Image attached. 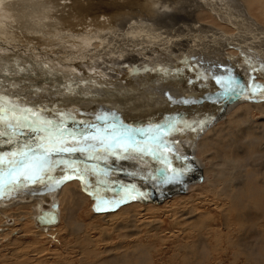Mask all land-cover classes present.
I'll return each mask as SVG.
<instances>
[{"label":"rangeland","instance_id":"374dc122","mask_svg":"<svg viewBox=\"0 0 264 264\" xmlns=\"http://www.w3.org/2000/svg\"><path fill=\"white\" fill-rule=\"evenodd\" d=\"M0 1V7L2 6L3 10L8 12L5 16L0 15V18L9 23L7 29L5 22L0 23V33H2L0 41L4 40L0 42V47H2L0 54L9 55L10 53L11 56L18 59L23 57L19 60L22 66L20 70L23 77L30 80L28 85L21 83L22 80H17L19 73L11 72L7 66L1 64L0 96L18 104L21 109L29 108L40 112L47 119L56 120L63 115L70 129H78L83 126L81 122H87L97 125L103 134V130L107 127H103L100 123L105 120H111V123H108L109 127L115 125L121 131L127 127L145 125L141 129L136 128L141 131L130 142L128 151L116 148L114 149L116 155H112L110 152L105 153L98 146L95 155H106L107 158L115 159L124 154L126 157L131 156L133 161L141 156L144 158V162L140 163L145 165L139 169L136 168L138 165L135 163L133 167L136 166V169L143 172L151 169L149 175L160 172V166L162 170L169 169L164 163L161 164L160 160H154L150 151L155 152L156 155L160 154L158 156L168 158L170 163L175 165L176 156L187 151L191 146L188 140L192 143V139L196 140L193 142L195 144L194 154L198 158L196 163L200 167L202 166L201 170L198 169L201 171L200 176L192 178L193 181L183 193H173L171 196L161 198L160 193L151 192V197L144 202L127 199L118 207L97 212L95 207L98 198L108 200L110 196H113L112 200L119 199L125 191L115 186L114 180L117 179L118 172L103 164L111 163L107 161L108 159L92 158V160L103 162L96 163V165L102 168L105 175L94 165L89 164L84 159L85 155L76 153L70 159L81 169V173L77 172V175L84 178L81 180L73 174L66 173L63 175L68 174L67 176L72 178L63 179V182L64 185L74 186L73 181H77L86 197L82 199L83 201L75 200L73 206L70 205L72 201L68 203L69 205L62 203L59 200L61 185L50 188V186L42 184H29L27 187L7 195L10 198L3 199L6 206L0 203V212L2 211V214L0 213V229H4H2L3 232H0V264H264V159H262L264 158V114L258 109H249V106L256 105V103L264 104V100L252 91V89L256 91L260 88L264 94V88L258 87L264 86V78H262L264 73L260 70L264 63V56H260L259 59L256 51L258 44L253 48L251 41L247 46L238 47L237 44L241 42L234 41L237 37L240 41H244L243 43L249 38L253 39L255 43L264 40L263 12V18L261 14L257 18L245 3L248 7L246 13L253 19L252 23H255L251 28H254L260 35V39L257 41L254 37L255 34H249L250 29L247 30L248 35L244 33L241 37H235L238 34L237 31L233 34L228 28L216 27L210 21L212 19L210 16H206L208 21L204 18V21H201L202 9L198 2L207 6L205 0H164L166 6L175 5L178 7L179 19L166 20L160 14L156 18L146 21L141 19L144 17L143 5H154L152 11H155L157 2L152 4L151 0ZM178 1L179 3H177ZM210 1V9L207 8L211 12L213 11L212 2L216 6L224 3L223 0ZM231 1L233 4L235 3L233 0ZM237 1L243 5L242 0ZM191 2H194L195 8L188 7L186 9L184 5L191 6ZM120 6L131 8L117 10L121 8ZM189 8H193L190 10L191 13H189ZM173 9H168L167 13L174 14L177 9ZM243 9L245 10V7ZM116 10L127 13L130 11L133 15L139 16L138 19L137 17L129 19L130 23L125 28L122 25L120 27L118 25L116 28L115 37L117 36V39L115 40L120 41L122 31L128 32L129 36V39L122 38V43L120 42L129 48L128 57L123 59L118 56L121 47L113 51L109 49L115 45H112L113 41L109 40L114 39L112 38L113 34H110V38L107 34L99 38L94 35L97 27L93 29L91 28L93 25L89 24L90 21L97 22L96 24L104 26L99 27L103 30L113 29L118 20L117 18L112 19L113 14L118 15ZM73 14H76V17ZM119 14L120 17L124 16V14ZM82 15L83 17H81ZM30 17L35 18L34 21ZM38 18L46 19L39 20ZM207 23L212 24L208 25ZM144 24L148 25L150 29H152V25L158 24L159 27L163 26L167 30H175L173 31L175 34L180 32L195 34L193 38H190L192 44L200 41L195 47L201 48L205 43L207 45V51L200 55L203 56V60L200 57L197 59V55H195L197 62L192 59L188 61L174 57L177 64L166 62L151 64L158 59V57H153L154 61L148 60L144 65L138 64V71H130L129 67L130 69L134 67V63L137 61L133 59L137 57L136 53L132 52L133 48L137 49L142 44L148 43L151 35L152 39L154 38L153 30L150 35V29H147ZM247 24L250 26L249 23ZM10 27L15 29H12L14 32L9 30ZM187 29L189 30L187 31ZM210 30L215 34L217 31L222 40L215 36L207 37L205 34ZM143 31L144 33H142ZM172 37V42L177 39L176 35ZM134 39L137 43L140 39L147 41L139 43L137 46ZM235 42L237 43L234 44ZM171 43L165 44L168 46ZM12 45L16 52L7 53L9 50L7 47ZM167 46L164 45V48L161 49L162 55L170 53ZM262 47L259 53L264 55V44ZM213 48H216V51L218 49L217 53L213 54ZM1 49H4V52L7 51L4 53ZM137 50L139 51V49ZM224 54L231 55L226 57ZM242 56L245 58L242 59ZM1 59L3 56L0 57ZM245 59L250 61L246 62ZM164 60L169 61L167 56ZM244 60L246 64L250 62L248 67L251 68H247ZM127 62L129 65H126ZM222 68L226 71L225 73ZM241 71L247 73L254 71V74L260 71V75L255 80L259 83L256 82V85H250V87L245 85L246 89L238 99L232 100V97L229 96L224 102H218L222 89L216 83V78L227 77L228 73L234 76ZM9 72L12 74L8 75ZM245 81L246 79L243 84ZM239 83L242 84L241 81ZM22 88L24 89L22 90ZM251 95L257 100H253ZM170 97L171 99H169ZM208 97H212V99H208ZM185 100L189 103L182 102ZM235 111L242 113V116H236L238 112L233 114ZM69 113L70 116L67 115ZM222 116L224 117L221 118ZM169 122L174 127L169 126ZM89 131L96 134L97 129H89ZM23 142L24 140L21 138L20 143ZM252 142L258 143L253 144ZM198 148L200 149L198 150ZM0 149L2 150L0 154H7L15 151L16 145L0 144ZM80 156H82L81 160L78 158ZM65 159H69V157L65 155ZM85 164L90 170L95 169L94 173L92 171L85 173L83 171ZM120 165L125 166L121 163ZM189 166L193 167V163H190ZM127 168L132 170L130 167ZM53 172L54 174L50 173V175L55 176L53 180H57L60 176L63 177L64 168H58ZM109 176L113 177L108 178ZM158 178V176H152V180L155 182H158ZM179 179L182 180V178ZM200 179H202L201 182ZM57 186L60 187L57 188ZM39 187L50 190L34 193V189ZM17 192L19 195L15 194ZM55 193L56 197L58 196L55 205L60 211L61 220L53 229L46 230L48 229L46 227V229L40 230L36 227L31 220L34 211L30 206L18 209L21 205L24 207L32 203L33 199L37 200V196L43 198V208H48L50 204L47 199ZM11 196L16 197L11 198ZM26 196L28 197L26 198ZM152 196L159 199L153 200ZM30 197L33 199L31 200ZM19 200L23 201L17 203ZM17 212H19L18 215ZM7 217L12 220V223L7 221Z\"/></svg>","mask_w":264,"mask_h":264},{"label":"bare ground","instance_id":"6f19581e","mask_svg":"<svg viewBox=\"0 0 264 264\" xmlns=\"http://www.w3.org/2000/svg\"><path fill=\"white\" fill-rule=\"evenodd\" d=\"M30 1V0H29ZM152 1V4H154L155 2H157L158 3V5H156V9H155V11H152V9L154 10V5H149V4H144L143 5V8H144V17L143 18H141V19H143V21L145 20H149L150 18H156L158 15H162L166 20H171V19H175V20H177V18L179 19V15H180V13H179V9H178V7H176L175 5H172L171 7H169V6H166V2L164 1V0H151ZM200 1V0H199ZM206 2H207V6H205L203 3H201V2H198L199 3V5H200V9H202L201 11V13H200V16H201V21H204L203 20V18L206 20V16L208 17V16H210V17H212V19L210 20V21H212L214 24L213 25H215L216 27L218 26V27H221V29L223 28V29H226V28H228V29H230V32L231 33H233L234 34V32L235 31H237L236 33H238V34H236L235 35V37L236 36H243L242 34H247L248 35V32H247V30L248 29H250L251 31L249 32V34L250 35H253V34H255L254 35V37L257 39V41H259L258 39H260V35H258V33H256L257 31L254 29V28H251L252 27V25H254L252 22H254L253 21V19L250 17V15H248L247 13H246V8H248L249 7V10L251 11V12H254L255 14V16L258 18V15H260L261 14V16H262V18H263V13H264V10L262 11V9L261 8H263L264 9V0H242V3H243V5L242 4H240V2L239 1H237V0H233L235 3L233 4L232 3V1L231 0H223L224 1V5L222 4V5H219V6H216V4H214V2H212V1H215V0H211L210 2H212V5H213V11L211 12V10H209L210 9V7H209V0H205ZM1 2V1H0ZM102 2V1H101ZM108 2V1H107ZM90 3V2H89ZM99 3V2H98ZM137 3V2H136ZM177 3H179V1L177 2ZM192 3V2H191ZM194 3V2H193ZM191 4V6L190 5H184V7L186 8V9H188V7H193V8H195V5L194 4ZM245 3L246 4H248V7H246V5H245ZM11 4V3H10ZM100 4V3H99ZM143 4V3H142ZM102 6H103V4H101ZM245 5V6H244ZM10 6V5H9ZM121 7V6H120ZM176 7V8H175ZM207 7H209V9L207 8ZM243 7H245V10L243 9ZM127 8H131V7H126V8H124V7H121V8H119V9H117V10H123V9H127ZM170 8H174L173 10H176L177 9V11H175V13L174 14H171V13H167V11H168V9H170ZM193 8H189V11L191 10V9H193ZM82 10H85V9H82ZM116 10V11H117ZM21 11V10H20ZM147 11V12H146ZM5 11V9L3 10V7L1 6L0 7V15H3V16H5L8 12H6ZM15 12V11H14ZM46 12V11H45ZM48 12V11H47ZM196 12V11H195ZM263 12V13H262ZM87 13V12H86ZM89 13V12H88ZM110 13H111V11H110ZM113 13V12H112ZM119 13H121V14H124V16L123 15H121V17H120V14ZM189 13H191V11L189 12ZM250 13V12H249ZM47 14V13H46ZM92 14V13H91ZM117 14L118 15H114L113 14V16H112V19L113 18H117L118 20H117V23H115L116 24V26L113 28V29H110V30H103V28H99V27H104V26H100V25H98V24H96V23H94V22H92V21H90L89 22V24H91V25H93V26H91V28H93V29H96L95 27H97V29H96V33L94 32V35H96L97 37H99V38H102V36H105L106 34H107V36H108V38H110L111 37V35L110 34H113V36H112V38H114V39H109L110 41H113V43H112V45H114V47L113 48H109L111 51H113V50H115V49H117V48H119V47H121V50H120V52H119V57H121L122 59L125 57H128L127 55H128V52H129V48L126 46L125 47V45L123 46L122 44H120V42L122 43V38H127V39H129V36H128V32H126V31H122V33L120 34V38L121 39H119L120 41H117V40H115V39H117L116 37H115V35H116V32L115 31H117L116 30V28H117V26L119 25V27L122 25V27L123 28H125L126 26H127V24H129L130 23V20L129 19H131L132 20V18H135V17H137V19H138V15H133L132 13H130V11H128V13L127 12H123V11H117ZM193 14V13H192ZM199 14V13H198ZM85 16H86V14H84ZM2 16V17H3ZM73 16H75L76 17V14H73ZM72 16V17H73ZM90 16V15H89ZM47 17V16H46ZM75 17H73V18H75ZM81 17H83V15L81 16ZM87 17V16H86ZM11 18V17H10ZM29 18V17H28ZM31 18V17H30ZM49 18V17H48ZM48 18H47V20H48ZM51 18V17H50ZM94 18V17H93ZM99 18V17H98ZM105 18V17H104ZM109 18H111V17H109ZM198 18H199V16H198ZM34 19L35 18H31V20H33L34 21ZM39 20L41 19V18H38ZM43 20L44 19H46V18H42ZM41 19V20H42ZM82 19V18H81ZM0 23L2 22H5V28L7 29V27H8V25H9V23L8 22H6V21H3L1 18H0ZM30 20V22H33V21H31ZM39 20H38V22H39ZM51 20V19H50ZM56 20V19H55ZM89 20H90V17H89ZM174 20V21H175ZM28 21H29V19H28ZM37 21V19L35 20V22ZM46 21V20H45ZM126 21V22H125ZM186 21V20H185ZM206 21H208V20H206ZM209 21V22H210ZM18 22V21H17ZM187 22V21H186ZM249 23L250 24V26L247 24V23ZM1 23V24H2ZM39 23H41V22H39ZM57 23H58V19H57ZM81 23V22H80ZM84 23V22H83ZM148 23V22H147ZM158 23V22H157ZM164 23H165V21H164ZM167 23V22H166ZM176 23V22H175ZM188 23H189V21H188ZM257 23V22H256ZM19 24V23H18ZM33 24V23H32ZM35 24V23H34ZM52 24V23H51ZM51 24L50 25H48L49 27L51 26ZM53 24H54V22H53ZM60 24V23H59ZM150 24H151V22H150ZM160 24V23H159ZM168 24V23H167ZM200 24V23H199ZM208 24V23H207ZM212 23H210V24H208V25H211ZM11 25H13V23H11ZM39 25V24H38ZM145 26H146V28L147 29H150L149 27H148V25H146V24H144ZM175 25V24H174ZM189 25V24H188ZM201 25V24H200ZM203 25H205V24H203ZM213 25H212V27H213ZM247 26V27H245V26ZM24 26V25H23ZM22 26V28H24ZM28 26V25H27ZM26 26V27H27ZM54 26V25H53ZM58 26V25H57ZM62 26V25H61ZM60 26V28H62ZM64 26V25H63ZM153 27H152V29H150L149 30V32H150V35H151V32H152V30H153V34H154V38L152 39V35H151V39L149 40V42L148 43H146V44H142V46H144L143 48H140V47H142V46H139V47H137V49H139V51L136 49V48H133V50H132V52L133 53H136V58H133V59H136L137 61H135L136 63H134V67H132L131 69H130V67H129V70L131 71H138V69L137 68H139L138 67V64L139 65H144L145 64V62L146 61H148V60H151V61H154V59H153V57L154 58H156V57H158V59H157V61H154V63H151V64H158V63H161V62H166V63H171V64H177V61H176V59L174 58V57H180L181 59H184V60H190V59H192L193 61H198L197 59L200 57V59H202V57L200 56L201 54H204V52L205 51H207V45H206V43L203 45V47H201V48H199L198 46L197 47H195V45H197L199 42H197V43H191V40H190V38H193V35H195V34H190L191 32H187V34L186 33H174L173 31H175V30H167V29H165L163 26H160L159 27V25L158 24H156V25H152ZM183 26V25H182ZM29 27V26H28ZM36 27H38V26H36ZM151 27V26H150ZM165 27H168V25H165ZM176 27V26H175ZM178 27V26H177ZM184 27H186V26H184ZM192 27H195V26H193L192 25ZM200 27H202V26H200ZM205 27V26H204ZM215 27V28H216ZM44 28H46L45 26H44ZM54 28H56L57 29V27H55L54 26ZM59 28V27H58ZM179 28H181V27H179ZM196 28V27H195ZM15 30L14 28H12V27H10V29L9 30ZM174 29H176V28H174ZM200 29V28H199ZM220 29V30H221ZM261 29V28H260ZM12 30V31H13ZM27 30H28V28H27ZM31 30V29H30ZM184 30V29H183ZM186 30V29H185ZM189 29H187V31H188ZM57 31V30H56ZM114 31V32H113ZM179 31H181V29H179ZM201 31H202V29H201ZM205 31V30H204ZM206 31H207V29H206ZM223 31V30H222ZM14 32V31H13ZM27 32V31H26ZM69 32V31H68ZM141 32V31H140ZM183 32V31H182ZM247 32V33H246ZM264 32V31H263ZM28 33V32H27ZM27 33H26V36H27ZM80 33H82V32H80ZM142 33H144V31L142 32ZM198 33V32H197ZM204 33V32H203ZM0 34H2V33H0ZM47 34V33H46ZM54 34H55V32H54ZM89 34H92V33H89ZM117 34H118V32H117ZM139 34V33H138ZM165 34H167V35H165ZM199 34V33H198ZM227 34V33H226ZM228 34H229V32H228ZM264 34V33H263ZM5 35V34H4ZM49 35V34H48ZM110 35V36H109ZM119 35V34H118ZM142 35V34H141ZM174 35H176L177 36V39H175L173 42H172V39H173V37L172 36H174ZM205 35H207V37H210V36H215V37H219L221 40H222V37L221 36H218V34H217V31H216V34L214 33V32H212L211 30L210 31H208ZM232 35V34H231ZM87 36V35H86ZM200 36H201V34H200ZM204 36V35H203ZM264 36V35H263ZM2 37V36H1ZM131 37V36H130ZM147 37H149V36H147ZM3 38V37H2ZM10 38V37H9ZM56 38V37H55ZM145 38V37H144ZM206 38V36L204 37V39ZM243 38V37H242ZM22 39V38H21ZM198 39H199V37H198ZM251 38H249V40L248 41H245V43H243L244 41H240V39H238V37H237V39H235L234 41H239V42H241V43H239V44H237L238 45V47H242V46H247V45H249V43L252 41V43H253V48H255L256 47V45L258 44V46H257V48L258 49H256V51H257V53H258V55H259V59H260V56H264V55H261L260 53H259V51L261 50V47H262V44H264V40H261V41H259V42H257V43H255L254 41H253V39L252 40H250ZM53 40V39H52ZM55 40V39H54ZM217 40V39H216ZM4 41V40H3ZM2 40L0 41V42H3ZM134 41V43H136V45L138 46L139 45V43H143V42H146L147 40H142V39H140L139 40V42L137 43L136 42V39H134L133 40ZM6 42H8L7 40H6ZM21 42V41H20ZM172 42V43H171ZM165 43H171V44H169L168 46L165 44ZM220 43V42H219ZM237 42H235L234 44H236ZM2 44V43H1ZM118 44V45H117ZM202 44H203V42H202ZM164 45L165 46H167V48L170 50L169 52L171 53H168V54H166V55H162V51H161V49H163L164 48ZM212 45H214V43H212ZM223 45H225V44H223ZM7 47V46H6ZM5 47V48H6ZM18 47V46H17ZM26 47V46H25ZM24 47V48H25ZM109 47V46H108ZM135 47V46H134ZM208 47H210V46H208ZM213 47V46H212ZM226 47V46H225ZM229 47V46H228ZM234 47V46H233ZM0 48H2V47H0ZM9 50L7 51V53L8 52H16L15 50H14V45H12L11 47H7ZM6 48V49H7ZM166 48V49H167ZM217 48V47H216ZM215 48V49H216ZM219 48V47H218ZM263 48V47H262ZM26 49V48H25ZM214 49V48H213ZM214 49V51H212V52H214L213 54H215V53H217V51H218V49H217V51ZM225 49V48H224ZM245 49V48H244ZM2 50V49H1ZM4 50V49H3ZM2 50V51H3ZM21 50H22V48H21ZM20 50V51H21ZM32 50V49H31ZM105 50V49H104ZM234 50H235V47H234ZM237 50V49H236ZM249 50V49H248ZM5 51V52H6ZM196 51V52H195ZM224 51V50H223ZM263 51V50H262ZM4 52V51H3ZM4 52V53H5ZM102 52H103V50H102ZM109 52V51H108ZM201 52H203V53H201ZM211 52V51H210ZM209 52V53H210ZM219 52H220V50H219ZM227 52V51H226ZM229 52V51H228ZM227 52V53H228ZM230 52H231V50H230ZM234 52V51H233ZM1 53V52H0ZM30 53V52H29ZM35 53V52H34ZM111 53V52H110ZM196 53V54H195ZM226 53V54H227ZM236 53V52H235ZM250 53V52H249ZM3 54V53H2ZM212 54V55H213ZM1 55V54H0ZM17 56H18V54H16ZM22 55V54H21ZM32 55H33V53H32ZM135 55V54H134ZM195 55H197V59H196V57H195ZM217 55V54H216ZM225 55V54H224ZM228 55H231V54H228ZM227 55V56H228ZM234 55V54H233ZM242 55V54H241ZM1 56H3V59H1L0 60V65L1 64H3V66H7L10 70H11V72H17V73H19V75L17 76V80H22L21 81V83H24V84H26V85H28V83H30L29 81L30 80H28V79H25L24 77H23V75H22V71L20 70L21 69V61H19V60H21V58L23 59V57H21L20 59H18V58H16V57H13V56H11V54L9 53V55H7V54H5V55H1ZM0 56V57H1ZM72 56V55H71ZM167 56V59L170 61H165L164 59H165V57ZM207 56V55H206ZM211 56V55H210ZM214 56V55H213ZM212 56V57H213ZM226 56V55H225ZM226 56V57H227ZM238 56V55H237ZM118 57V58H119ZM211 57V58H212ZM218 57V56H217ZM225 57V58H226ZM248 57V56H247ZM113 58V57H112ZM216 58V57H215ZM233 58V57H232ZM237 58V57H236ZM243 58H245V57H243L242 56V59ZM264 58V57H263ZM106 59V58H105ZM111 59V58H110ZM206 59V58H205ZM241 59V60H242ZM252 59V58H251ZM4 60V61H3ZM38 60V59H37ZM47 60V59H46ZM127 60H128V58H127ZM203 60V59H202ZM246 60V59H245ZM245 60L243 61L244 63H245ZM247 60H249V59H247ZM247 60H246V62H247ZM257 60H258V58H257ZM262 60V59H261ZM75 61V60H74ZM207 61V60H206ZM208 61H209V59H208ZM250 61V60H249ZM252 61V60H251ZM260 61V60H259ZM25 62V61H24ZM131 62V61H130ZM212 62H214V61H212ZM216 62V61H215ZM219 62V61H218ZM235 62V61H234ZM238 62V60L236 61V63ZM258 62V61H257ZM31 63V62H30ZM76 63V62H75ZM150 63V62H149ZM204 63V62H203ZM211 63V62H210ZM236 63H235V65H236ZM241 63V62H240ZM243 63V64H244ZM249 63L250 62H248L247 64L245 63V65H247V68H249L248 67V65H249ZM261 63V62H260ZM93 64V63H92ZM178 64H179V62H178ZM215 64V63H214ZM222 64H223V62H222ZM226 64V63H225ZM231 64V63H230ZM254 64V63H253ZM264 64V63H263ZM30 65V64H29ZM62 65V64H61ZM110 65V64H109ZM126 65H129L128 64V62H127V64ZM212 65V64H211ZM216 65H218V64H216ZM234 65V64H233ZM232 65V66H233ZM240 65V64H239ZM252 65V64H251ZM257 65H258V63H257ZM28 66V65H27ZM47 66V65H46ZM91 66V65H90ZM132 66V65H131ZM225 66V65H224ZM254 66V65H253ZM54 67V66H53ZM92 67V66H91ZM95 67V66H94ZM154 67H156V66H154ZM165 67V66H164ZM181 67V66H180ZM218 68H220V66L218 65L217 66ZM221 67H222V65H221ZM226 67V66H225ZM256 67V66H255ZM260 67V66H259ZM1 68V67H0ZM32 68V67H31ZM128 68V67H127ZM197 68V67H196ZM201 68V67H200ZM210 68V67H209ZM208 68V69H209ZM242 68V67H241ZM251 68V67H250ZM92 69V68H91ZM164 69V68H163ZM169 69V68H168ZM203 69V68H202ZM212 69H214L215 70V68H213L212 67ZM24 70V69H23ZM26 70V69H25ZM219 70V69H218ZM221 70V69H220ZM235 70V69H234ZM242 70V69H241ZM243 70H244V67H243ZM250 70V69H249ZM255 70V69H254ZM259 69L257 68V71H258ZM30 71V70H29ZM60 71V70H59ZM209 71V70H208ZM222 71H224L223 73H225L226 71L225 70H223V68H222ZM237 71H239V70H237ZM248 71V70H247ZM11 72H9L8 73V75H11L12 73ZM179 72V71H178ZM211 72H213L212 70H211ZM219 72V71H218ZM256 72V71H255ZM59 73V72H58ZM57 73V74H58ZM156 73H158V72H156ZM257 73V72H256ZM264 73V72H263ZM63 74V73H62ZM213 74H215V73H213ZM229 74V73H228ZM241 74V75H240ZM20 75H21V77H20ZM260 75V71L257 73V74H254V71H252V72H249V73H247V72H237L235 75H234V77H235V79L236 80H238L239 82L241 81V83L243 84V82H244V79H246V81H245V83L243 84L244 86L246 85V86H248V87H250V85L251 86H253V85H256L257 83H259V82H257V81H255L256 80V78L258 77ZM262 76H263V74H262ZM1 77V76H0ZM51 77V76H50ZM150 77V76H149ZM224 78H227L226 76H223ZM54 78V77H53ZM262 78H264V76L262 77ZM148 79V78H147ZM38 80V79H37ZM36 82V81H35ZM34 82V83H35ZM38 82H40V81H38ZM194 82V81H193ZM257 82V83H256ZM5 83V82H4ZM3 83V84H4ZM42 85H43V83H41ZM41 84H39V86H41ZM53 84V83H52ZM30 85V84H29ZM34 85H36V84H34ZM54 85H55V83H54ZM30 87H33V86H30ZM184 87V86H183ZM219 87V86H218ZM127 88V87H126ZM128 88H129V86H128ZM24 88H22V90H23ZM35 89V88H34ZM36 89H37V87H36ZM47 89V88H46ZM244 89H246V88H244ZM48 90V89H47ZM47 90H46V92H47ZM105 90V89H104ZM125 90V89H124ZM130 90V89H129ZM190 91L192 90V89H189ZM196 90V89H195ZM189 91V92H190ZM32 92V91H31ZM109 92V91H108ZM187 92H188V90H187ZM41 93V92H40ZM121 93H123V92H121ZM42 94V93H41ZM241 94H243V93H240V94H237V95H232L231 97H232V100H235V99H238V98H240L239 96L241 95ZM96 95V94H95ZM15 96V95H14ZM190 96V95H189ZM251 97H253V100H257L256 98H254V96H252L251 95ZM260 99H262V100H264V98H263V95H259L258 96ZM14 98V97H13ZM250 98V97H249ZM17 99V98H16ZM189 99V98H188ZM216 100V99H215ZM124 101V100H123ZM240 101H242V100H240ZM48 102V101H47ZM56 102V101H55ZM57 103V102H56ZM107 103V101L105 102V104ZM113 104V103H112ZM236 104V103H235ZM47 105V104H46ZM48 105H49V103H48ZM47 105V106H48ZM50 105H53V103L51 104L50 103ZM23 106V105H22ZM30 106V105H29ZM46 106V107H47ZM190 107H194L193 105H189ZM188 106V107H189ZM24 107V106H23ZM58 107V106H57ZM76 107V106H75ZM68 108V107H67ZM197 108V107H196ZM210 108V107H209ZM251 108H254V110L255 109H258L262 114H264V104H257L256 103V105H251V106H249V109H251ZM66 109V108H65ZM75 109V108H74ZM55 110V109H54ZM235 110H237V109H235ZM246 111V110H245ZM55 112V111H54ZM75 112V111H74ZM108 112V111H107ZM238 111H235V112H233V114H236ZM64 113V112H63ZM104 113V112H103ZM217 114H220V113H217ZM257 114V113H256ZM68 115V114H67ZM239 115H241L242 116V113L240 114V112H238L237 114H236V116H239ZM50 117V116H49ZM224 116H222L221 118H223ZM230 117V116H229ZM250 117V116H249ZM263 117H264V115H263ZM45 118V117H44ZM231 118V117H230ZM234 118V117H233ZM50 119H52V118H50ZM232 119V118H231ZM240 119H241V117H240ZM99 120V119H98ZM255 120V119H254ZM107 121V122H106ZM229 122V121H228ZM234 122V121H233ZM240 122H242V121H240ZM250 121L248 120V123H249ZM264 122V121H263ZM108 123H111V120H105V121H101V123L100 124H102L103 125V127H107V128H110L109 126H108ZM205 124V123H204ZM237 124V123H236ZM235 124V125H236ZM239 124V123H238ZM245 124V123H244ZM246 125V124H245ZM248 125V124H247ZM145 125H140V126H133V127H127V128H134V129H136L137 127L139 128V129H141L142 127H144ZM237 126V125H236ZM120 127V126H119ZM249 127V126H248ZM79 128H81V126L79 127ZM78 128V129H79ZM244 128H247V127H244ZM220 129V128H219ZM251 129V128H250ZM254 130H256V129H254ZM221 131V130H220ZM250 131V130H249ZM261 132L263 131V129L262 130H260ZM202 132V131H201ZM264 133V132H263ZM210 135V134H209ZM258 135V134H257ZM259 135H260V133H259ZM258 135V136H259ZM262 136V135H261ZM214 137V136H213ZM258 138V137H257ZM196 140H193L192 139V143L193 142H195ZM259 142V141H258ZM258 142H255V143H258ZM188 143H189V145H191V142L188 140ZM253 144H255L254 142H252ZM22 144V143H21ZM252 145V144H251ZM201 146H202V143H201ZM11 149H14V147H11V146H9ZM252 147V146H251ZM263 147V146H262ZM200 148H198V150H199ZM264 149V148H263ZM161 150V149H160ZM159 150V151H160ZM204 150V149H203ZM2 150L0 149V152H1ZM259 151H262V150H259ZM118 152V151H117ZM253 152V151H252ZM135 153V152H134ZM133 153V154H134ZM152 153V154H151ZM126 154V153H125ZM150 154H151V156H152V158L154 159V160H158L159 161V159L157 158V156L158 155H160V154H155V155H153V152L152 151H150ZM218 154V153H217ZM257 154V153H256ZM125 155L123 154V156L122 155H120V156H117V158H115V159H112L111 157H108L107 159H105V160H107V161H109V162H111V163H108L109 164V166H111V165H115V166H119V167H121V168H125L126 170H128V171H130L131 172V174H134V173H141L143 176H148L149 175V172L151 171V169L149 170V169H147V170H144V172L142 171V170H139V169H142V167L145 165V164H143V163H140L141 161L142 162H144V158L143 157H141V156H139L137 159H135V161H133L132 159H131V156H128V157H124ZM258 157H259V155H258ZM262 157V156H261ZM255 158V157H254ZM262 159H264V158H262ZM120 160V161H119ZM258 162V161H257ZM120 163L121 164H123V165H125V166H127V167H130L132 170H135V171H139V172H135V171H132V170H130L129 168H127V167H125V166H122V165H120ZM137 164L138 165V167H136V168H139V169H136L135 167H133V165L134 164ZM161 163H163V162H161ZM90 164V163H89ZM202 164V163H201ZM200 164V165H201ZM92 165H94L100 172H102L103 174H105V172H103V170H102V168L100 167V166H98V165H96V164H92ZM254 165V164H253ZM201 168H202V166L200 167L199 166V169L201 170ZM262 168H263V166H262ZM58 169V168H57ZM105 169V168H104ZM200 170H197V171H195V172H193V173H190V174H184V175H180L179 176V178H182V180H180V179H177L176 180V182H174L173 184H171V185H165V184H161V183H159V182H155L154 180H152V177H150L151 178V180H152V182H151V184L153 185V187H152V190H151V192L152 193H160L161 194V198H164V197H166V196H171L173 193H180V192H185L186 190H187V187H188V185L193 181V179H194V177L195 176H200ZM205 170H206V168H205ZM81 171V170H80ZM78 172V173H81V172ZM60 172V171H59ZM129 172V173H130ZM66 173H69V174H73V175H75V177H76V175H77V171H73L72 169H67V168H64V173H62V175L63 174H66ZM83 173V172H82ZM157 173H159V172H157ZM156 172L154 173V174H156V175H154V176H158V174H157ZM161 173V172H160ZM207 173V172H206ZM264 173V172H263ZM52 174H54V172H52ZM59 174H61V173H59ZM205 174V173H204ZM68 175V174H67ZM79 175V174H78ZM81 175H83V174H81ZM106 175V174H105ZM57 176V175H56ZM59 176V175H58ZM65 175H63V177H64ZM85 176V175H84ZM54 178H55V176H53ZM52 177V178H53ZM61 178V176H60V178H58L57 180H60L61 181V179H62V181H61V183L60 184H58V185H61V187L60 186H58L57 188H62L61 190H60V193H59V200H61L62 201V203H66V204H68V203H70L71 201H72V204L70 203V205H72L73 206V204H74V202H75V200H82L85 196H84V193H83V191H81V188L79 187L80 185L78 184V182L77 181H73V184H74V186L72 187L71 185H64L65 183L63 182L64 180V178ZM113 177V176H112ZM111 176H109L108 178H112ZM117 178H119V177H123V176H120V174H117V176H116ZM124 177H129L128 175H125ZM207 177V176H206ZM91 178V177H90ZM95 178V177H94ZM193 178V179H192ZM264 178V177H263ZM74 179V178H73ZM125 179V178H124ZM55 180V179H54ZM93 181V180H92ZM96 181V180H95ZM100 181V180H99ZM200 182L202 181V179H200L199 180ZM66 182V181H65ZM75 182V183H74ZM101 182H102V180H101ZM99 184V183H98ZM64 185V186H63ZM63 186V187H62ZM82 186V185H81ZM84 186V185H83ZM82 186V187H83ZM87 186V185H86ZM154 186H156V187H154ZM183 187H185L186 188V190L185 191H182V188ZM80 188V189H79ZM246 190V189H245ZM252 190V189H251ZM151 193V194H152ZM15 194H17V195H19L18 194V192L17 193H15ZM150 194V195H151ZM56 193L53 195V196H50L47 200V202L50 204V206L48 207V208H43V202L44 201H42L43 200V198H40L39 196H37L36 197V199L38 200H34L33 199V197H30V199L33 201L32 203H30V204H27V205H25L24 207H21V206H23V205H21V206H19V208L18 209H25V208H29V206H30V208H32L33 209V215H31V220H33V223L35 224V226L36 227H38L40 230H43V229H46V227L48 228V229H46V230H50V229H53L54 227H56L55 225H57V224H59L60 223V220H61V216H60V211L58 210V222L56 223V224H53V225H41V224H39L38 223V221H37V216L40 214V212L41 211H43V210H49L50 208H51V206L53 205V204H55V202H56V200H58V196L56 197ZM24 196V195H23ZM31 196V195H30ZM103 196V195H102ZM108 196V195H107ZM118 196V195H117ZM16 196H11V198H15ZM25 197V196H24ZM28 196H26V198H27ZM105 197H106V195H105ZM151 197V196H150ZM10 197H8L7 195L6 196H2V197H0V203H2L1 205H5V203H3L4 202V200L3 199H9ZM86 198V197H85ZM109 198V197H108ZM110 198H111V200H112V198H113V196L111 197L110 196ZM110 198L108 199V200H110ZM152 198H153V200H156V199H159V198H157V197H155V196H152ZM160 198V199H161ZM96 199V198H95ZM100 200H106V199H104V198H99ZM21 201H23V200H19V201H17V203L18 202H21ZM83 201V200H82ZM91 201V200H90ZM264 203V202H263ZM69 205V204H68ZM6 206V205H5ZM77 206V205H76ZM2 208V207H1ZM7 208V207H6ZM125 209V208H124ZM1 210H3V209H1ZM113 210V209H112ZM194 210H196V209H194ZM21 211V210H20ZM19 211V212H20ZM24 213H26V211H24V210H22ZM19 212H17V215H18V213ZM22 212V213H23ZM123 212V211H122ZM1 214H2V211L0 212ZM0 214V215H1ZM106 214V213H105ZM104 214V215H105ZM4 215V214H3ZM5 216V215H4ZM102 216V215H101ZM112 216H113V213H112ZM6 217V216H5ZM8 218V217H7ZM9 223H12V220L10 219V218H8V220H7ZM24 222H26V221H24ZM90 224V223H89ZM45 226V227H44ZM5 228V227H4ZM3 228H1L0 229V232L2 231L3 232V230H2ZM8 229V228H7ZM21 229H23V228H21ZM38 229V230H39Z\"/></svg>","mask_w":264,"mask_h":264},{"label":"snow or ice","instance_id":"6c2138e0","mask_svg":"<svg viewBox=\"0 0 264 264\" xmlns=\"http://www.w3.org/2000/svg\"><path fill=\"white\" fill-rule=\"evenodd\" d=\"M260 70L264 72V64ZM216 83L222 89L218 102H224L227 97L242 93L245 88L231 73L228 74L227 78L217 77ZM258 87L264 88V86ZM252 91L254 92L255 89ZM208 99H212V97H208ZM182 102L189 103L187 100ZM81 123L83 125L81 128L70 129L63 115L56 120L47 119L40 112L29 108L21 109L18 104L0 96V144L16 145L15 151L0 154V197L11 195L12 192L25 188L29 184L55 187L61 181L53 180L50 173L57 168L63 167L77 172L81 170L70 159L76 153L85 155L89 159H107L106 155H95L98 146L105 153L110 152L112 155H116L114 151L116 148H123L124 151H128L130 142L141 131L134 128H124L121 131L112 125L110 128H105L101 134L97 125L87 122ZM169 126L174 127L171 122H169ZM89 129H97L96 134L90 132ZM21 138L24 140L22 144L20 143ZM65 155L69 159H65ZM83 171L94 173L95 169L90 170L85 164ZM179 176L180 173L175 169L172 170L170 176L164 172L161 173L163 183L177 180ZM70 178L72 177L64 176V180ZM79 178L83 179L84 177L80 176ZM135 198L127 190L119 199L100 200L98 198L95 210L99 212L108 208H115L124 203L125 200Z\"/></svg>","mask_w":264,"mask_h":264},{"label":"water","instance_id":"95a60500","mask_svg":"<svg viewBox=\"0 0 264 264\" xmlns=\"http://www.w3.org/2000/svg\"><path fill=\"white\" fill-rule=\"evenodd\" d=\"M262 95L264 96V94H262ZM194 146H195V144L191 143V146L188 147L187 151H185L181 154H178L176 156L175 165L171 164L170 160H168V158H166L164 156H157V158L160 160V162H163L164 165L169 167L168 170H165V169L162 170V167L160 166V168H159L160 172L161 173L164 172L166 175L170 176V175H172L173 169H175L178 173H180V175L190 174V173L197 171L199 169V167H198L199 165L196 163L198 161V158H196L194 156V152H195ZM78 158H79V160H81L82 156H80ZM165 158H166V160H165ZM84 159L87 160L90 164H96V163L101 162L100 160H92V159H88L86 157H84ZM187 160H189L190 162H186ZM101 163H103V162H101ZM190 163H193V167L189 166ZM103 164L106 167L113 169L115 172H118V174H120V176H123V177H119L118 179L114 180L116 182L115 186L119 187L120 190H122V191L127 190L128 192L131 193L132 196L136 197L135 199L143 201V202L150 198V193H151V190L153 187V185L151 184L152 180L150 177H152L156 174H150L149 176L146 177V176H143L141 173L131 174L130 171L126 170L125 168H121L119 166H115V165L109 166L108 163H103ZM160 172L157 173L158 177H159L158 178L159 183L165 184V185H171L174 182H176V180H174V181H171L169 183H163ZM125 175H128L130 178L124 177ZM76 176H77V178L80 177V175H76ZM81 180H83V179H81ZM61 181H62V179H61ZM48 190H50V189L39 187V188H35L33 192L34 193H36L38 191L46 192ZM116 190L118 192V189H116ZM185 190H186V188L183 187L182 191H185ZM29 192H31V191H29ZM140 193H143V195H140ZM37 221L41 225L56 224L58 222V209H57L56 205L53 204L49 210L41 211L40 214L37 216Z\"/></svg>","mask_w":264,"mask_h":264}]
</instances>
